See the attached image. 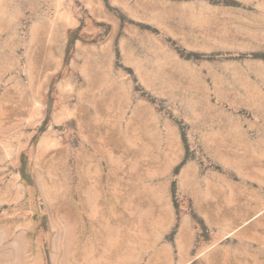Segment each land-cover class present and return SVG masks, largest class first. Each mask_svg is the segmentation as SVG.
<instances>
[{
  "label": "rangeland",
  "instance_id": "1",
  "mask_svg": "<svg viewBox=\"0 0 264 264\" xmlns=\"http://www.w3.org/2000/svg\"><path fill=\"white\" fill-rule=\"evenodd\" d=\"M0 264H264V0H0Z\"/></svg>",
  "mask_w": 264,
  "mask_h": 264
}]
</instances>
